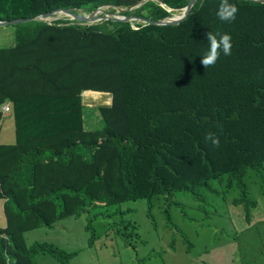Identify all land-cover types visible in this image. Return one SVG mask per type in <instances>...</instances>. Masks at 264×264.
Returning a JSON list of instances; mask_svg holds the SVG:
<instances>
[{
	"label": "trees",
	"instance_id": "16d2710c",
	"mask_svg": "<svg viewBox=\"0 0 264 264\" xmlns=\"http://www.w3.org/2000/svg\"><path fill=\"white\" fill-rule=\"evenodd\" d=\"M189 2L0 0V14H12L0 21L60 9L87 18L102 5H108L104 15L140 20L135 26L136 20L30 21L17 26L15 45L0 48V199H6L9 222L17 221L14 212L28 215L22 228L8 223L0 229V264L9 258L13 264H37L39 253L57 260L77 254L53 240L27 245L26 233L54 218L79 219L95 207L113 209L137 199L152 207L155 198L183 189L196 194L199 188L217 192L220 183L237 186L233 219L240 209L252 223L257 200L250 196V180L264 169V2L229 0L238 12L234 21L222 22L216 15L221 0H196L180 24H153ZM98 22L109 32L88 25ZM209 32L230 35L232 48L231 55L221 51L214 66L204 68ZM89 88L113 95L112 106L86 107L102 114L96 120L82 111L83 90ZM6 100L14 107L9 126L1 120ZM88 122L103 125L89 129ZM208 133L219 139L218 147L205 140ZM16 170L22 173L11 182ZM30 180L32 188L16 183ZM126 212L118 226L109 221L100 235L91 222L86 225L89 245L98 248L88 261L99 263L110 254L118 259L104 250L102 237L112 245L120 236L139 238ZM233 239L239 258L249 264L241 241ZM222 251L213 264H230Z\"/></svg>",
	"mask_w": 264,
	"mask_h": 264
},
{
	"label": "rangeland",
	"instance_id": "374dc122",
	"mask_svg": "<svg viewBox=\"0 0 264 264\" xmlns=\"http://www.w3.org/2000/svg\"><path fill=\"white\" fill-rule=\"evenodd\" d=\"M161 4L164 5L162 2ZM137 6L139 4H135L130 9ZM100 8V15L104 16L108 5H102ZM167 8L171 9L168 6ZM186 8L174 9L173 17L181 16ZM25 14L18 13L17 19L28 18ZM7 15L12 14L9 11L0 14V17L6 19ZM121 17L136 20L133 26L140 22L139 18L124 15ZM50 21L71 22L70 18L63 14L55 15L54 18H49L43 22L53 24ZM100 22L89 23L88 25H96L100 34L109 32L110 29L107 24ZM14 24L0 26V48H10L15 45V31L20 24ZM60 25H64V23H60ZM39 72L40 68L37 73ZM108 83L112 82L108 81ZM41 84L39 82L40 86ZM84 91L92 93L91 98L94 99V104L112 106L113 95L111 92H101L92 88ZM11 102L6 100L5 104L1 105V120H4V126L13 124L14 115ZM72 108L71 118L74 122L75 112L74 107ZM82 111L83 115L87 112L93 114V111L88 110L83 105ZM100 116L102 114L95 115L93 118L96 120ZM102 125L103 123H86L89 129H99ZM2 137L6 138L5 135ZM13 138L14 136L9 137L8 135L6 139ZM19 173L22 172L16 170L15 174L10 175L12 177L11 182L15 181ZM16 183L19 184L18 187H33L31 180L27 184L22 181H16ZM249 187L250 196L257 200V206L253 210L252 223L246 221L245 214L242 215L240 209H237L234 221L230 205L234 204L233 200L239 197L240 189L237 186L228 188L226 183H220L214 186L217 192L199 188L197 193L193 194L183 189L171 195L155 198L152 207H150L147 199H137L127 204L113 206L115 209L95 207L89 213H83L79 219L70 218L58 221L54 218L52 224H45L28 231L26 243L30 246L37 239L39 241L53 240L70 252L77 251L73 257L61 260L39 253L35 256L37 264H97L87 260L88 256H92V253L87 251L88 254L84 249V246L89 244L87 237L90 236L86 225L91 222L94 232L100 235L109 221H115L118 226L122 219L121 212L127 211L124 218L137 225L139 238H128L124 235L123 242L120 241V236L114 239V245H112L109 240L102 237L99 239V243L104 244V250L108 249L112 253H117L118 259L102 256L99 264H213L214 261H217V253L222 250H224L226 258H229L228 251L232 255L230 264H244L239 258L241 255L238 243L232 241L234 236L238 237L242 243L247 263L253 264L259 259L257 264H264V256L262 255L264 253V169L258 176L250 180ZM5 200L3 205L0 201V229L8 227V223H11L6 212ZM240 206L243 207V205ZM129 208L132 210H128ZM105 211L113 212V216L105 218L103 215ZM2 213L4 218H2ZM13 216L17 218V221L11 224L18 228H22L23 219H28V215L24 213L14 212ZM256 250H258L259 256L255 253ZM233 255L238 257L234 258Z\"/></svg>",
	"mask_w": 264,
	"mask_h": 264
},
{
	"label": "clouds",
	"instance_id": "9594fccd",
	"mask_svg": "<svg viewBox=\"0 0 264 264\" xmlns=\"http://www.w3.org/2000/svg\"><path fill=\"white\" fill-rule=\"evenodd\" d=\"M237 12H238V8L234 4H230L229 0H221V3L216 12V15H217V18L222 22H231L235 20ZM206 39L209 42V50L204 55V57L201 58V61H200V63L204 66V68L214 66V64L216 63V61L218 60L220 56L221 51L223 52L225 56L231 55L232 44H231L230 35L228 34L213 35L212 33L209 32L206 36ZM82 101H84L83 96H82ZM98 106L90 107L89 105L86 104V107H90L91 109H96ZM93 114L89 113V115H92V116L98 115L99 113L98 111H95ZM205 140L211 141L213 146H217V147L219 146V139L215 137V134L213 133H208L205 136ZM9 264H13L11 258H9Z\"/></svg>",
	"mask_w": 264,
	"mask_h": 264
},
{
	"label": "water",
	"instance_id": "95a60500",
	"mask_svg": "<svg viewBox=\"0 0 264 264\" xmlns=\"http://www.w3.org/2000/svg\"><path fill=\"white\" fill-rule=\"evenodd\" d=\"M253 1L260 2V3L264 2V0H253ZM195 2H196V0H190L189 5L187 6V8L185 9L184 13L181 16L168 18V19L160 21V22H154L153 24H156V25H177V24H180L190 14L191 9L194 6ZM137 7H139V6H137ZM100 12H101V9H97L89 17L83 18V17H80V16H78L76 14L71 13L67 9H60V10H56V11L48 13V14L41 15L40 17H32V18H26V19H17V20H14V21H0V26H6V25L14 24V23L23 24V23H26V22L37 21V20L43 22V21H45V20H47L49 18H54V16L58 15V14L66 15V16L70 17L71 19L86 20L88 22H96V21L110 20V19L113 20V21H127V22L128 21H134L131 18H122L121 15H117V14L116 15L107 14V15H104V16H100L99 15ZM51 22L52 21H50V23Z\"/></svg>",
	"mask_w": 264,
	"mask_h": 264
},
{
	"label": "crops",
	"instance_id": "0c3cea01",
	"mask_svg": "<svg viewBox=\"0 0 264 264\" xmlns=\"http://www.w3.org/2000/svg\"><path fill=\"white\" fill-rule=\"evenodd\" d=\"M82 105L83 106H85L86 107V104H85V102L84 101H82ZM11 106H12V103H11ZM13 109H14V107H13ZM90 115H89V113L87 112V113H85V118L87 117H89ZM0 201H2V204L1 205H3V203H4V199H0ZM2 218H4V215H3V213H2ZM87 239H88V237H87ZM84 249L86 250V253H88V252H91L92 253V256L98 251V248L96 247V244H94L93 246H89L88 244L86 245V246H84ZM88 251V252H87ZM223 253H224V250L222 251ZM89 254V253H88ZM108 255H106V257H107ZM110 256H111V254L109 255V258H110ZM232 256V255H231ZM231 256L229 257V258H231ZM225 260L226 259H228V258H224ZM94 262H96L97 264H99L98 263V261H94ZM86 264H91V263H86Z\"/></svg>",
	"mask_w": 264,
	"mask_h": 264
},
{
	"label": "built area",
	"instance_id": "2783aa9c",
	"mask_svg": "<svg viewBox=\"0 0 264 264\" xmlns=\"http://www.w3.org/2000/svg\"><path fill=\"white\" fill-rule=\"evenodd\" d=\"M91 97H92V93H90L89 91H85L84 92V94H83V100H84V102L87 105H89L90 107L98 106V105L94 104V99H92Z\"/></svg>",
	"mask_w": 264,
	"mask_h": 264
}]
</instances>
